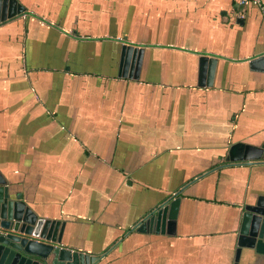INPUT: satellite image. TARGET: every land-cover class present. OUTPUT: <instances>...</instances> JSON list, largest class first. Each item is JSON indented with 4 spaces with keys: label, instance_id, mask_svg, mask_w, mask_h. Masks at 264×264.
<instances>
[{
    "label": "crops",
    "instance_id": "obj_1",
    "mask_svg": "<svg viewBox=\"0 0 264 264\" xmlns=\"http://www.w3.org/2000/svg\"><path fill=\"white\" fill-rule=\"evenodd\" d=\"M18 1L0 23L11 197L94 264H258L237 251L264 157L229 153L264 148V0Z\"/></svg>",
    "mask_w": 264,
    "mask_h": 264
},
{
    "label": "water",
    "instance_id": "obj_2",
    "mask_svg": "<svg viewBox=\"0 0 264 264\" xmlns=\"http://www.w3.org/2000/svg\"><path fill=\"white\" fill-rule=\"evenodd\" d=\"M26 12L18 0H0V23ZM143 49L126 45L123 56L128 59L131 52ZM140 59V58H139ZM140 65V60L137 66ZM123 66V65H122ZM125 64L124 68L126 69ZM126 70H124L125 72ZM264 157V148L245 143L234 144L229 153L231 160H258ZM180 199L170 202L169 225L175 224ZM241 219L237 258L242 247L254 249L258 264H264V196L247 204ZM168 207L157 211V222L163 221ZM150 217L137 227L145 231L146 225L154 219ZM0 264H94L99 257L86 254L62 245L64 223L39 217L24 201L11 197L6 179L0 174Z\"/></svg>",
    "mask_w": 264,
    "mask_h": 264
},
{
    "label": "built area",
    "instance_id": "obj_3",
    "mask_svg": "<svg viewBox=\"0 0 264 264\" xmlns=\"http://www.w3.org/2000/svg\"><path fill=\"white\" fill-rule=\"evenodd\" d=\"M240 5H247L249 3L258 4L260 0H238ZM3 232V229L0 227V234Z\"/></svg>",
    "mask_w": 264,
    "mask_h": 264
}]
</instances>
